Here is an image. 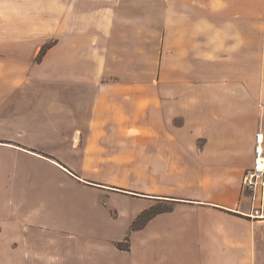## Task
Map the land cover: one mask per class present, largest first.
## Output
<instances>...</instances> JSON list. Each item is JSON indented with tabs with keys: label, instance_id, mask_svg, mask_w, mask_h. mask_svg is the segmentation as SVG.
<instances>
[{
	"label": "rangeland",
	"instance_id": "obj_1",
	"mask_svg": "<svg viewBox=\"0 0 264 264\" xmlns=\"http://www.w3.org/2000/svg\"><path fill=\"white\" fill-rule=\"evenodd\" d=\"M134 1L145 2L147 13L137 3L132 20L118 15L108 26L96 19L98 6H66L61 0H37L29 6L34 12L21 15L23 24L38 29L36 36H13L11 20L0 21V61L19 63L23 80L53 81L33 84L31 96L11 102L19 108L3 117L13 124L5 130L21 131L19 145H32L29 153L0 149V210L6 213L17 204V218L33 223L21 233L29 250L17 263L77 264L81 257L83 264L95 259L178 264L160 256L175 257L184 245L195 253L194 245L162 238L179 232L203 254L197 264H264V223L246 215L251 204L242 178L238 196L233 194L242 169L230 167V192L237 199L233 211L185 202L190 199L181 194L188 195L189 188L173 182L179 171L163 154L158 162L147 161L158 147L171 154V128L182 120L173 119L172 107L149 112L161 132L146 141L126 128L124 109L106 119L108 111L95 96L99 80H133L135 85L191 80L198 88L212 84V92H243L238 105L244 109L243 129L264 128V0L201 4L193 14H188L190 6H181L186 9L178 14L168 5L158 6L159 0ZM160 7L166 8L164 20ZM16 9L6 4L5 17ZM236 80L243 85L240 90ZM166 85L158 90L163 104L172 99L173 86ZM134 106L128 115L137 123L140 111Z\"/></svg>",
	"mask_w": 264,
	"mask_h": 264
},
{
	"label": "crops",
	"instance_id": "obj_2",
	"mask_svg": "<svg viewBox=\"0 0 264 264\" xmlns=\"http://www.w3.org/2000/svg\"><path fill=\"white\" fill-rule=\"evenodd\" d=\"M40 2L46 3L47 0H40ZM82 2L98 6L96 19L106 24L109 21L119 19L118 15H122L121 19L132 20L131 8L137 3L142 4V13H147L143 10L146 8V5L144 6L145 2L134 0H61L62 5L65 4L66 6L69 4L79 5ZM6 4L17 6L16 11L11 12L8 18L5 17ZM36 4L37 0H0V21L3 19L11 20L13 36H36L38 35V29L31 28V23L23 24L21 20L22 14L34 12L29 6ZM156 4L158 6L168 5L170 9L178 14L186 9L181 6H190L187 10L191 12L188 14H193L197 9L196 5L215 6L222 4L225 6L238 4V0H159ZM22 5L27 6L28 9H21ZM149 5H153V3ZM160 8L162 10L161 19L164 20V15L166 14L164 10L166 8ZM31 17L32 14H29L27 19L31 20ZM79 17L80 15H77L78 19ZM135 19H144V17ZM22 70L19 63H9L6 60L0 61V149L13 154L21 150L29 153L28 151L30 150L28 148H31L32 145H19L17 143V138H21V136L19 137L21 131H15V129L12 130L10 128L4 129L5 126L13 125L3 119L6 110L18 109V105L11 107L10 103L20 97H30V88H32L33 84L39 82L52 85L53 82L52 80H23ZM70 81L73 80H66L65 83L68 84ZM75 81L81 83L84 80ZM166 84L173 86L172 99L171 103L167 101V104H163L160 103V100L162 102H165V100L160 99L161 96L158 90L161 85ZM239 84L242 85L239 80H236L238 90H240ZM196 86L198 85L191 82V80H154L152 84L148 80H141L136 85L133 80L112 82L99 80L95 88V96L98 99L99 107L108 111L106 119L115 118V115L112 116V114L117 109H124L126 112L123 111V118L126 128H133L134 134H141L142 139L146 141L151 136H159L161 132L160 126L152 124L153 115L150 118L149 112L153 113L154 110L161 111L171 106L173 119L176 117L182 119L180 125L171 128L173 134V140L169 145L172 150L171 154L169 153L166 156L163 153L164 147H158L151 155H148V159L146 157L147 161L149 162V159H153V161L158 162L159 159H162L161 155L163 154L164 160L173 165V169L179 171L180 176L173 182L179 187L189 188L188 195L181 194V197L190 199V201L185 202L215 206L233 211L237 199L230 192V167L237 168L238 171L242 169L241 174L237 173L233 187L235 188L233 194L238 196L242 174L246 168L252 165L254 134L260 130L264 132V128L262 126L258 130L250 128L247 132L243 129L244 109L239 110L238 107L243 92L221 91L223 89L212 92V84L210 86L205 84L199 88ZM169 94L167 93L166 96ZM214 101L217 102L215 107ZM134 104L135 109L140 111V120L137 123H134L133 119L128 115V110L132 109ZM138 104H140V108ZM114 121L117 122L116 120ZM169 199L175 200L174 202L184 201L176 198ZM17 209V204H15L6 213H4V210H0V264H18V258L20 259L22 255L26 256L29 250L27 248L29 242L21 233L32 227L33 223H23L19 217L17 218ZM5 217H8V220H5ZM258 223H264V217ZM34 226L36 225L34 224ZM167 235L169 237H166ZM162 238H178L177 242L181 244L194 245L195 253L191 255L190 247L186 248L182 244L183 248L179 249L175 257L166 254L160 256V260L176 259L179 262L178 264L195 261V264H197V261L203 257V254L197 251L196 243L192 240L181 239L179 232L163 234ZM15 246H19V249L15 250ZM8 248L10 251H7ZM20 251H23V253L20 254ZM69 255L70 251L68 249L65 257H69ZM77 259L80 261L77 264H83L81 257ZM69 264H72V262ZM93 264L103 263L95 259ZM131 264H147V262L133 259Z\"/></svg>",
	"mask_w": 264,
	"mask_h": 264
},
{
	"label": "built area",
	"instance_id": "obj_3",
	"mask_svg": "<svg viewBox=\"0 0 264 264\" xmlns=\"http://www.w3.org/2000/svg\"><path fill=\"white\" fill-rule=\"evenodd\" d=\"M242 191L249 198L251 219L264 217V132L254 134L252 146V165L242 176Z\"/></svg>",
	"mask_w": 264,
	"mask_h": 264
}]
</instances>
